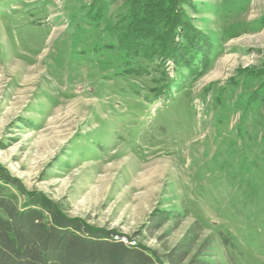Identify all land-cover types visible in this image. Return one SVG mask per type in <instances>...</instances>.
I'll return each mask as SVG.
<instances>
[{"label":"rangeland","instance_id":"1","mask_svg":"<svg viewBox=\"0 0 264 264\" xmlns=\"http://www.w3.org/2000/svg\"><path fill=\"white\" fill-rule=\"evenodd\" d=\"M132 1L0 0L3 191L157 264L190 239L180 264H264V0H178L175 57L126 41Z\"/></svg>","mask_w":264,"mask_h":264},{"label":"trees","instance_id":"2","mask_svg":"<svg viewBox=\"0 0 264 264\" xmlns=\"http://www.w3.org/2000/svg\"><path fill=\"white\" fill-rule=\"evenodd\" d=\"M177 2L178 0L132 1L131 6L142 11L147 18H136L135 27L126 41L130 39L128 43L133 44L135 35L152 36L160 28L162 32L158 38L164 51L175 57L178 47L180 52L185 48L191 49L195 45L193 38L188 45L185 42H173L178 34V22H188L186 13ZM171 43L173 48L169 49ZM125 47L130 48L127 45ZM160 222L155 220L152 226H157ZM117 233L116 230L93 229L82 219L65 215L53 202L38 195H29L28 201L20 206L16 196L6 194L0 185V264L163 263L155 251L142 244L129 245L116 240L114 235ZM221 237L227 244L233 245L229 235L221 232ZM192 243L191 239L183 240L169 252V264L184 262L190 254ZM190 264H203V261L194 258Z\"/></svg>","mask_w":264,"mask_h":264},{"label":"built area","instance_id":"3","mask_svg":"<svg viewBox=\"0 0 264 264\" xmlns=\"http://www.w3.org/2000/svg\"><path fill=\"white\" fill-rule=\"evenodd\" d=\"M114 238H115L116 240H121V241H123L124 243L129 244V245H134V244H136V242H135L134 240H132L131 238H129V236L124 235V234H122V233H117V234H115V235H114Z\"/></svg>","mask_w":264,"mask_h":264}]
</instances>
